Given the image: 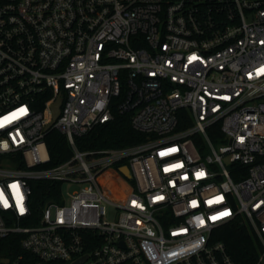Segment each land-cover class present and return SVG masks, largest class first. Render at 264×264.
Masks as SVG:
<instances>
[{"label": "built area", "instance_id": "built-area-1", "mask_svg": "<svg viewBox=\"0 0 264 264\" xmlns=\"http://www.w3.org/2000/svg\"><path fill=\"white\" fill-rule=\"evenodd\" d=\"M114 113L145 142L77 149ZM32 182L60 186L37 218ZM236 220L264 264V0H0V264H234Z\"/></svg>", "mask_w": 264, "mask_h": 264}, {"label": "trees", "instance_id": "trees-1", "mask_svg": "<svg viewBox=\"0 0 264 264\" xmlns=\"http://www.w3.org/2000/svg\"><path fill=\"white\" fill-rule=\"evenodd\" d=\"M146 137L135 132L129 115L114 113L112 121L97 125L87 135L76 138L75 144L80 151L95 149H120L145 142ZM49 162L43 167L57 166L71 156V149L66 137L58 131L50 132L46 137ZM117 164L106 174L103 185L108 195L112 196L114 185L119 187V194L124 195L133 188V181L126 179L118 170ZM117 183V184H116ZM33 216L39 217V211L46 201L57 200L59 184L49 182H32ZM214 238L223 243L226 253L234 264H256L260 246L252 236L249 228L239 220L217 228Z\"/></svg>", "mask_w": 264, "mask_h": 264}, {"label": "water", "instance_id": "water-1", "mask_svg": "<svg viewBox=\"0 0 264 264\" xmlns=\"http://www.w3.org/2000/svg\"><path fill=\"white\" fill-rule=\"evenodd\" d=\"M61 105L60 100L52 107V114L53 115V120L52 122H54L56 120V118L58 117L59 114V107ZM51 124H49L46 129H48L50 127ZM119 172L126 178V179H131V174L129 172V169L127 166H122L121 168H119Z\"/></svg>", "mask_w": 264, "mask_h": 264}, {"label": "rangeland", "instance_id": "rangeland-1", "mask_svg": "<svg viewBox=\"0 0 264 264\" xmlns=\"http://www.w3.org/2000/svg\"><path fill=\"white\" fill-rule=\"evenodd\" d=\"M117 185H114V187H113V190H115V192H119V187ZM78 189H79V187L76 186V185H72V184L64 185L63 186V193L64 194H68V193H70V192H72L74 190H78ZM121 197H122L121 193L120 194L118 193L117 195H115V194L112 195V198L115 199V200L116 199H120ZM112 217L113 216L110 214V218H112Z\"/></svg>", "mask_w": 264, "mask_h": 264}]
</instances>
